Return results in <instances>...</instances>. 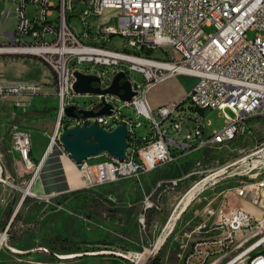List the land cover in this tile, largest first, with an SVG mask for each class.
I'll use <instances>...</instances> for the list:
<instances>
[{
    "label": "built area",
    "instance_id": "built-area-1",
    "mask_svg": "<svg viewBox=\"0 0 264 264\" xmlns=\"http://www.w3.org/2000/svg\"><path fill=\"white\" fill-rule=\"evenodd\" d=\"M12 4L16 27L0 50L14 49L18 56L38 60L54 79L58 117L49 144L60 146V130L82 123H101L108 131L119 125L127 128L125 160L118 161L104 153L75 164L80 189L124 179L139 181L143 174L174 165L186 156L246 137L251 133L252 121L264 120V0H59L56 13L49 0H12ZM28 6L32 7L31 18L27 15ZM72 18L78 21L80 34L71 28ZM204 26H213L215 33L206 34ZM248 30L257 31V37L247 40ZM75 71L95 75L98 81L92 86L101 90L107 89L121 72V82L129 81L135 95L127 102L109 93L82 94L86 98L83 103L88 104L80 106L76 99L81 94L72 89ZM134 73L142 75L143 84L132 79ZM176 75L194 78L183 100L152 108L148 91ZM41 89L37 83H0V99H32ZM103 97H110V115L65 118V107L97 111ZM118 101L129 107L133 115H124ZM205 110L222 113L220 131L205 132ZM226 110L235 118H230ZM142 120L149 123L148 133L138 138L135 129L142 126ZM12 143L20 159L33 166L30 137L13 127ZM200 160L180 177L157 181L154 191L172 193L196 174L202 176ZM243 162L237 161L193 182L180 195L155 242L140 255L148 259V252H159L173 230L168 227L175 220L174 213L180 206V214L184 212L182 201L190 190L197 186L202 189L211 177ZM246 162L253 163L252 169L259 167L264 172V146L249 154ZM38 167L40 163L32 179ZM32 179L26 189L32 190ZM154 191L141 200L137 217L141 231H145L147 213L161 210ZM237 193L252 209L235 207L227 214L204 209L200 223L173 236L178 264H264V177L254 185L240 186ZM27 195L46 200L52 196L39 197L33 191L24 197ZM70 256L56 258L72 260Z\"/></svg>",
    "mask_w": 264,
    "mask_h": 264
},
{
    "label": "rangeland",
    "instance_id": "rangeland-1",
    "mask_svg": "<svg viewBox=\"0 0 264 264\" xmlns=\"http://www.w3.org/2000/svg\"><path fill=\"white\" fill-rule=\"evenodd\" d=\"M49 1L53 3V11L56 13L59 0ZM31 8H27L29 18L33 15ZM70 26L76 34L82 32L75 18L70 19ZM203 30L206 34L215 33L213 26H204ZM257 34L255 30H248L246 38L253 40ZM6 55L20 57L14 53ZM132 79L137 84H143L141 74L134 73ZM49 80L54 88V79L50 77ZM193 82L194 78L188 75L173 76L153 86L147 93V100L152 107L179 103L185 96L184 94L181 97V93ZM54 96L55 94L51 95L52 107L56 105ZM85 99L83 95H79L76 101L80 106H86L88 101L84 104ZM117 105L124 115H133L132 110L125 107L121 101H118ZM225 113L230 118H235L229 110ZM53 115L55 126L58 117L55 110ZM204 120L208 123L205 128L208 134L220 131L224 117L216 110H205ZM14 124V121L8 122L0 138V178L4 180H0V238H3L0 246V264H178L177 243L173 236L182 235L200 223L205 216L204 209H214L218 214H227L235 207L252 209L246 201L238 197L237 190L240 186L254 185L264 177L263 169H252L253 163L246 162L249 154L264 146V120L258 119L252 121L251 133L246 137H238L220 148L198 152L192 156L193 160L187 157L183 164H180L181 168L177 165L163 167L160 171L161 177L169 179L182 176L201 159L199 162H202L203 166L199 170L204 172L203 175L197 177L199 174H196L186 180L176 190H181L178 195L176 191L170 193L175 197L176 205L180 195L199 178L237 161H244L239 166L229 167L220 176L211 177L201 190L195 192L182 214L180 206L172 217L175 220H171L168 227H173V230L166 237L159 252L150 259L142 258L138 261L143 249L148 248L155 240L149 238L147 227L145 231H141L138 223L133 225L129 219L127 223L125 219V223L117 221L118 217L124 218L125 210L118 212V207L124 208L128 205V199H122L116 194V187L120 185L79 188L80 190L66 194L53 193L48 200L27 195L20 201L39 163L33 162V166H27L16 154L12 143ZM148 128V121L142 120V126L135 129V134L138 138L145 137ZM19 201L20 205L16 209ZM168 212L166 209L163 213L156 212L154 217L166 216ZM69 247H77L80 252H61ZM72 254L82 255L72 260L56 258V255Z\"/></svg>",
    "mask_w": 264,
    "mask_h": 264
},
{
    "label": "crops",
    "instance_id": "crops-1",
    "mask_svg": "<svg viewBox=\"0 0 264 264\" xmlns=\"http://www.w3.org/2000/svg\"><path fill=\"white\" fill-rule=\"evenodd\" d=\"M15 27V11L12 0H0V45L9 42ZM50 77L48 69L36 59L0 54V83L25 82L42 85L39 94L32 99L23 96L0 99V138L6 124L11 121L15 122L13 127L16 130L24 132L30 137V157L34 163H40V168L36 172V175L33 179L31 178V188L36 194L41 196H47L51 193H71L80 190L81 186L80 175L75 164L63 153L61 146L49 144L55 127L53 123V111L57 112V100L55 107H52L51 95L55 94L53 90L55 87H51L52 81L49 80ZM192 85L181 93V97ZM54 97L56 99V96ZM16 154H18L17 151ZM192 156L194 154L182 158L174 165L181 168L180 164H183V161L187 157H191L192 160L194 159ZM162 169L164 168L161 167L160 169L158 168L152 172L143 174L139 181L124 179L108 183L109 185H120L116 187L117 196H120L122 199H128L127 206L124 208L118 207V212H121V209L125 210L124 218L118 217L117 221L120 220L123 223L125 219L127 223V219H129L133 225L134 223H138L137 217L141 212V200L143 197L154 191L157 181L168 179L161 177L160 171ZM178 191L175 192L177 195L179 194ZM153 197L155 200L159 199L161 205L159 212L163 213L165 209L169 211L166 215L167 217H154L156 211H149L147 213L145 228H148L149 238L155 240L165 225L166 219H168L176 203V199L173 194L170 195V193L166 194L159 191H154Z\"/></svg>",
    "mask_w": 264,
    "mask_h": 264
},
{
    "label": "water",
    "instance_id": "water-1",
    "mask_svg": "<svg viewBox=\"0 0 264 264\" xmlns=\"http://www.w3.org/2000/svg\"><path fill=\"white\" fill-rule=\"evenodd\" d=\"M75 81L72 85L75 94H114L121 100L129 102L135 95L131 90L129 81L121 80L124 78L123 73H117L111 85L104 90L93 87L92 83L97 82L98 78L95 75H87L75 71L73 73ZM111 106L104 104L97 111L77 109L75 106H67L64 108V116L68 119L77 118H92L101 115H110ZM61 125V121H58ZM128 132L124 125H119L113 130L108 131L100 128L96 124L82 123L80 126H71L62 128L58 136V143L63 152L71 159L74 164L106 154L118 161H123L126 158V149L128 148ZM24 196L21 198L23 201ZM82 254H73L69 258L80 257Z\"/></svg>",
    "mask_w": 264,
    "mask_h": 264
},
{
    "label": "bare ground",
    "instance_id": "bare-ground-1",
    "mask_svg": "<svg viewBox=\"0 0 264 264\" xmlns=\"http://www.w3.org/2000/svg\"><path fill=\"white\" fill-rule=\"evenodd\" d=\"M0 51H3V52H10V53H16L17 51L16 50H14V49H8V50H0ZM74 81H75V78H73L72 79V85H73V83H74ZM104 104H109L110 105V97H103L102 98V107H103V105ZM94 124H96L97 126H99L100 128H102V124L101 123H94ZM62 157V156H61ZM40 167H38L37 169H39ZM38 171V170H37ZM10 186H12V187H14L12 184H10ZM30 187H31V184H30ZM15 188V187H14ZM199 190H201V186H197V187H195V188H193L192 190H190L189 192H188V194L185 196V198L183 199V203H184V205L186 206L189 202H190V200L192 199V197H194V195H195V192L196 191H199ZM31 192V189H25V191H24V193H30ZM60 192V191H59ZM49 195H54L53 193H51V194H49ZM26 197V196H25ZM21 201V200H20ZM20 201H19V203H18V205H17V207H16V209L19 207V205H20ZM15 209V210H16ZM2 240H3V238H2V236H1V238H0V246H1V243H2ZM155 255V252H148V259H150V258H152L153 256ZM144 256L145 255H143V256H139L138 257V261L139 260H141L142 258H144Z\"/></svg>",
    "mask_w": 264,
    "mask_h": 264
},
{
    "label": "trees",
    "instance_id": "trees-1",
    "mask_svg": "<svg viewBox=\"0 0 264 264\" xmlns=\"http://www.w3.org/2000/svg\"><path fill=\"white\" fill-rule=\"evenodd\" d=\"M61 252H64V253H67V252H70V253H78L80 251H79V249L77 247H69V249H63ZM152 264H153V262H152Z\"/></svg>",
    "mask_w": 264,
    "mask_h": 264
}]
</instances>
